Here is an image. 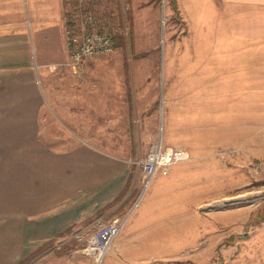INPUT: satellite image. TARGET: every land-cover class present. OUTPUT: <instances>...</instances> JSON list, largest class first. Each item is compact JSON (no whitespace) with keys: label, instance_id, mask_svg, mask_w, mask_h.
<instances>
[{"label":"rangeland","instance_id":"1","mask_svg":"<svg viewBox=\"0 0 264 264\" xmlns=\"http://www.w3.org/2000/svg\"><path fill=\"white\" fill-rule=\"evenodd\" d=\"M92 1L114 50L79 73L66 59L38 72L41 138L53 148L89 140L127 161L130 208L142 190L130 159L159 140L186 148L192 158L154 178L124 227L148 229L141 264H264V222L252 221L264 210V7ZM32 3L0 0L13 11ZM91 218L68 233L91 234ZM65 239L40 250L61 251Z\"/></svg>","mask_w":264,"mask_h":264},{"label":"crops","instance_id":"2","mask_svg":"<svg viewBox=\"0 0 264 264\" xmlns=\"http://www.w3.org/2000/svg\"><path fill=\"white\" fill-rule=\"evenodd\" d=\"M225 2L264 7V0ZM68 4L33 0L21 11L0 6V264H19L31 254L29 264H94L67 229L97 214L113 217L130 209L127 161L89 140L53 148L40 135L44 95L38 72L69 59L63 40ZM147 230L123 228L101 264H141V253L150 252L142 242L151 238ZM59 237L73 241L61 251L40 250Z\"/></svg>","mask_w":264,"mask_h":264},{"label":"built area","instance_id":"3","mask_svg":"<svg viewBox=\"0 0 264 264\" xmlns=\"http://www.w3.org/2000/svg\"><path fill=\"white\" fill-rule=\"evenodd\" d=\"M90 0H69L63 14L64 43L68 49L69 59L64 66L72 72L79 73L87 60L114 50L112 35L106 30V23L98 15ZM56 67V65H55ZM192 158L189 150L183 147L166 145L163 141H156L150 146L145 155L130 159L141 169L142 190L133 206L124 214L113 217L95 216L92 233L86 235L82 228L74 232L72 238L80 241L81 250L94 258L95 264H100L103 257L111 249L116 236L126 225L131 211L140 203L141 197L150 187L157 175H169L172 167Z\"/></svg>","mask_w":264,"mask_h":264},{"label":"trees","instance_id":"4","mask_svg":"<svg viewBox=\"0 0 264 264\" xmlns=\"http://www.w3.org/2000/svg\"><path fill=\"white\" fill-rule=\"evenodd\" d=\"M171 2H172L173 7L176 8L177 7V0H172ZM131 180H132V175L130 174L129 178H128V181H127V185H126L127 187H129V185L131 183ZM252 221L254 223L264 222V210L259 212V214L255 218H253ZM70 230H71V228L67 229L68 232ZM33 257H34V255H32V254L31 255H27L19 264H29L32 261Z\"/></svg>","mask_w":264,"mask_h":264}]
</instances>
